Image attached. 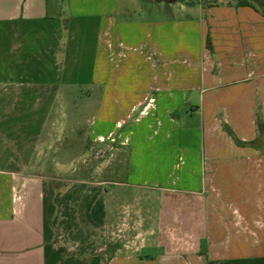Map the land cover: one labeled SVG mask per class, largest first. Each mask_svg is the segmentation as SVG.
<instances>
[{"label": "crops", "instance_id": "0c3cea01", "mask_svg": "<svg viewBox=\"0 0 264 264\" xmlns=\"http://www.w3.org/2000/svg\"><path fill=\"white\" fill-rule=\"evenodd\" d=\"M258 122L264 13L251 5L0 0V264H264ZM82 141L128 149L126 184L164 193L161 225H173L180 192L195 247L168 248L159 224L151 241L110 254L107 188L23 182Z\"/></svg>", "mask_w": 264, "mask_h": 264}, {"label": "rangeland", "instance_id": "374dc122", "mask_svg": "<svg viewBox=\"0 0 264 264\" xmlns=\"http://www.w3.org/2000/svg\"><path fill=\"white\" fill-rule=\"evenodd\" d=\"M70 141L68 137H63L56 146L63 151ZM79 144L75 154L46 156L45 161L51 166L49 170L22 172L25 177L23 182L43 178L48 191H54V194H67L74 184L77 185V195L90 193L88 188H91L92 193L99 196L104 193L102 186L107 188L110 197L107 237L110 254L138 248L155 238L153 229L159 226V213L164 212L166 207L162 201L164 193L126 184L128 149L111 141H82ZM56 162L61 164L60 169L53 168ZM176 194L180 192L173 193L172 204H168L176 214L173 225L160 224V236L157 237L172 250L193 249L197 240L194 235L186 236L183 232L180 219L183 210L179 208ZM82 206L86 204H77L76 208ZM94 239L100 242L99 235H94Z\"/></svg>", "mask_w": 264, "mask_h": 264}, {"label": "trees", "instance_id": "16d2710c", "mask_svg": "<svg viewBox=\"0 0 264 264\" xmlns=\"http://www.w3.org/2000/svg\"><path fill=\"white\" fill-rule=\"evenodd\" d=\"M259 1L260 3H257ZM239 4L251 5L264 13V0H238ZM258 130L260 135L264 132L263 124L258 122Z\"/></svg>", "mask_w": 264, "mask_h": 264}]
</instances>
